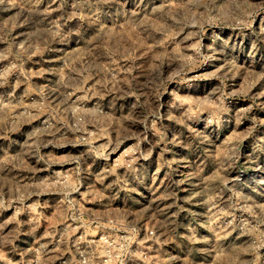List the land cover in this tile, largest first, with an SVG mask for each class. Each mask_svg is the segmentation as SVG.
<instances>
[{
	"label": "rangeland",
	"instance_id": "374dc122",
	"mask_svg": "<svg viewBox=\"0 0 264 264\" xmlns=\"http://www.w3.org/2000/svg\"><path fill=\"white\" fill-rule=\"evenodd\" d=\"M0 264H264V0H0Z\"/></svg>",
	"mask_w": 264,
	"mask_h": 264
}]
</instances>
